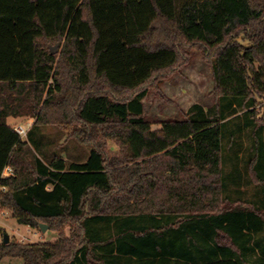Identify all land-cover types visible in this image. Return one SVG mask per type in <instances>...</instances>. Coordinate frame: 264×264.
<instances>
[{
  "label": "trees",
  "instance_id": "obj_1",
  "mask_svg": "<svg viewBox=\"0 0 264 264\" xmlns=\"http://www.w3.org/2000/svg\"><path fill=\"white\" fill-rule=\"evenodd\" d=\"M192 49L220 98L264 110V0H0V207L60 232L3 240L0 263L264 264V209L222 197L223 114L145 119L149 84ZM10 116L35 120L25 140ZM260 122L250 171L264 185ZM47 125L87 159L48 154Z\"/></svg>",
  "mask_w": 264,
  "mask_h": 264
},
{
  "label": "rangeland",
  "instance_id": "obj_2",
  "mask_svg": "<svg viewBox=\"0 0 264 264\" xmlns=\"http://www.w3.org/2000/svg\"><path fill=\"white\" fill-rule=\"evenodd\" d=\"M56 52L61 50L58 45H51ZM212 59L201 49H192L182 65L172 73L165 74L159 80L149 84L148 95L142 100L146 121L151 123L152 130H160L166 119L184 120L199 114L217 119L222 113L224 123V159H223V198L233 202L244 201L252 207L264 209V185L257 183L250 171L251 162L257 155L260 139L255 136L256 126L264 119L262 104L220 98L216 92ZM257 109L252 116L250 111ZM28 117L25 116V121ZM263 118V119H262ZM14 127L22 125L30 128L25 121L14 123ZM44 145L48 154H57L68 163L87 159L91 148L74 138L69 137L57 126L47 125L43 129ZM262 132V133H261ZM260 132L262 138L263 131ZM26 137L24 138V140ZM110 151L118 152L119 145L114 141L108 144ZM12 170L8 173L12 174ZM49 229V228H48ZM70 235L68 226L63 228ZM10 241L21 244L38 242H56L60 232L48 230L43 233L40 228L18 224L10 208L0 207V242L5 235ZM257 255L253 256L255 260ZM0 264H14L5 258Z\"/></svg>",
  "mask_w": 264,
  "mask_h": 264
},
{
  "label": "crops",
  "instance_id": "obj_3",
  "mask_svg": "<svg viewBox=\"0 0 264 264\" xmlns=\"http://www.w3.org/2000/svg\"><path fill=\"white\" fill-rule=\"evenodd\" d=\"M27 117V116H26ZM24 118L25 117H18V118H15V117H12V116H10V117H8L7 118V123L8 124H10L11 126H13V124H11V121H13L14 123H21V122H24L25 123V121L27 122V123H29L30 124V128L33 126V123H34V119H32V118H27L25 121H23L24 120ZM22 126V125H21ZM14 127V126H13ZM29 128V129H30ZM28 129V130H29Z\"/></svg>",
  "mask_w": 264,
  "mask_h": 264
},
{
  "label": "built area",
  "instance_id": "obj_4",
  "mask_svg": "<svg viewBox=\"0 0 264 264\" xmlns=\"http://www.w3.org/2000/svg\"><path fill=\"white\" fill-rule=\"evenodd\" d=\"M15 131L19 134V136L22 139L27 137L28 129L26 127L24 128L23 126L18 125L15 127ZM8 170H11V168L8 167V169H6L5 174H4L6 177H8L10 175V173H8ZM0 244H1V242H0Z\"/></svg>",
  "mask_w": 264,
  "mask_h": 264
},
{
  "label": "water",
  "instance_id": "obj_5",
  "mask_svg": "<svg viewBox=\"0 0 264 264\" xmlns=\"http://www.w3.org/2000/svg\"><path fill=\"white\" fill-rule=\"evenodd\" d=\"M40 229L42 230L43 233H45V232H47L49 230L47 224H45V225L41 224L40 225ZM4 243L5 244H9L10 243V237L7 234L4 236Z\"/></svg>",
  "mask_w": 264,
  "mask_h": 264
}]
</instances>
